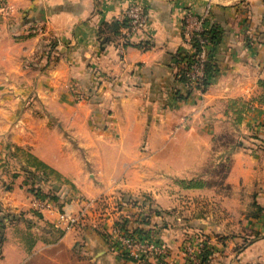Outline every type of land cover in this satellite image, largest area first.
<instances>
[{
	"label": "crops",
	"instance_id": "1",
	"mask_svg": "<svg viewBox=\"0 0 264 264\" xmlns=\"http://www.w3.org/2000/svg\"><path fill=\"white\" fill-rule=\"evenodd\" d=\"M135 4L146 25L114 33ZM4 7L0 264H137L121 258L103 230L56 228L57 210L32 208V186L72 213L79 199L147 195L161 214L148 235L169 251L165 264H186V241L212 251L208 264H264V0H4ZM188 15L216 32L208 48L215 68L203 91L178 99L185 88L175 80L177 54L193 52ZM221 162L224 175L211 182ZM214 204L228 212L213 219ZM126 210L119 217L135 219L138 212Z\"/></svg>",
	"mask_w": 264,
	"mask_h": 264
},
{
	"label": "built area",
	"instance_id": "2",
	"mask_svg": "<svg viewBox=\"0 0 264 264\" xmlns=\"http://www.w3.org/2000/svg\"><path fill=\"white\" fill-rule=\"evenodd\" d=\"M125 19L127 20V33L134 34L143 29L148 20L147 12L140 4H135L129 7L125 11ZM206 30L203 21L199 18H194V16L188 15L187 22L185 23L184 37L191 46L190 40L196 38L199 40V51L196 59L190 62L188 68L184 70V76L188 84L197 91H203L204 85L202 84V79L204 78V65L207 59V40L202 38L199 34ZM192 48V47H191ZM193 51V49H192ZM193 53V52H192ZM186 61L181 63L184 66ZM34 209L39 212L45 210H52L53 203L36 199L33 200ZM59 223L64 224L65 231H70L77 224V217H73L67 212L60 213ZM113 237L109 239L112 246L116 248L119 254H124L128 258L139 261L136 263H141L140 261H156V264H165V259L167 256V249L163 244L154 240L151 235H137L132 232L131 229L125 231L120 226L114 224ZM114 242H113V239ZM195 241H198L196 239ZM203 243L199 244H188L183 249V255L188 262L186 264H201V253H202Z\"/></svg>",
	"mask_w": 264,
	"mask_h": 264
},
{
	"label": "rangeland",
	"instance_id": "3",
	"mask_svg": "<svg viewBox=\"0 0 264 264\" xmlns=\"http://www.w3.org/2000/svg\"><path fill=\"white\" fill-rule=\"evenodd\" d=\"M4 8H5L4 7V0H0V13L1 14H3L5 12ZM33 30H31V31L33 32ZM193 90H195V89H193ZM199 92H201V91H199ZM14 166L15 165H13L12 168L14 169V172L15 171L17 172V170H19V169H17V167H14ZM224 167H225V163L223 164L222 162L220 163V166L218 164L217 165H215V164L213 165L212 170L210 172V175H211V178H212L210 180L211 182H217V181H219L220 178L223 177V175H224ZM212 180H214V181H212ZM184 182H186V183H184ZM184 182H183L184 185H191V181H184ZM192 184H193V181H192ZM217 189L222 194L225 193L222 188L218 187ZM49 196H50V194H49ZM137 196L138 197L132 196V195H128V194L125 195V194H119L118 193L116 195H112V197L104 195V196H99V197H96V198H93V199H90V200L79 199L78 202H77L79 207H78V210L75 213H72V212L68 211L67 209H65L63 207L58 209V207L55 206V203L52 200H50V199H40L38 197H36V198L34 197V200L40 199V200H46V201H49V202L53 203L52 209L53 210L55 209V210L58 211L57 219H56V221L54 223V226L56 228H58L59 230L63 231V233H67V231H65L64 224H60L59 223V216H60V213L67 212V213L71 214L73 217H75V216L77 217V224L70 231H74V230L78 229L79 227H81L82 224L83 225L84 224H89L91 226H94L96 229L98 228L101 231L103 230L102 232H104V234L103 233L102 234L104 236L110 237L111 234H112L111 236H113V229L115 227L114 224L119 226V223H120V220H121V218L119 217L120 216L119 214L124 213L125 211H127L126 209H128V208L129 209L130 208L131 209H135L138 212L135 218L139 217L141 219V218H144L146 215H148L151 218L155 217L152 214L153 210H155V209H152V205L149 202L150 199L148 198V196L147 195H143V194H140V195H137ZM136 200H138V201L135 202ZM33 202H32V208L34 209ZM133 202L134 203H138V204L133 206L132 205ZM208 204L210 205V203H208ZM223 209H225V207L222 206L221 204H214L212 206L213 219H215L217 217H221L223 215V213H225L227 211V209H225V210H223ZM34 210L36 212H39L36 209H34ZM243 213H245V211ZM127 218L131 222H133L132 221L133 220L132 217H127ZM107 225H109L108 226V231L111 234L106 232V230L104 229V228L107 227ZM143 227L145 228V226H143ZM108 234H109V236H108ZM196 234H198V233H196ZM198 235H200V234H198ZM250 235H252V234L250 233ZM250 235H247V236H250ZM151 236H152V234H151ZM203 240H205V239H203ZM243 241L246 242V238ZM187 242L188 241L183 242L185 244L181 245L182 249H184L185 246L188 245ZM245 242H241L240 244L243 245ZM168 254H169V251H168ZM57 256H58V258L59 257L63 258L62 253H60V254L58 253ZM186 261H187V259H186ZM129 262H139V261H129ZM165 262H166V259H165Z\"/></svg>",
	"mask_w": 264,
	"mask_h": 264
},
{
	"label": "trees",
	"instance_id": "4",
	"mask_svg": "<svg viewBox=\"0 0 264 264\" xmlns=\"http://www.w3.org/2000/svg\"><path fill=\"white\" fill-rule=\"evenodd\" d=\"M120 27H128V24H127V20L124 19L120 24L118 22H114V24L112 25V30L114 33L118 34V29ZM202 38H206L208 44H207V59H206V62H205V65H204V78L202 79V84L204 85V87H206L208 84H209V79H210V76L212 75V72H213V69L215 68V64H214V60L213 58L211 57V54L209 53L208 51V48L209 46L212 44H215L216 42V32H210V30H205L204 32L200 33L199 34ZM190 43H191V47L193 49V53L191 54H186L184 51H179L178 54H177V58H178V62L181 63L183 61H186L185 65L184 66H181L180 69L178 70V72L175 74V80L177 82H179L180 84H182V86H184L185 88V92L184 94H179L178 96V99H186L188 96L191 95L192 91H193V87H191L185 76H184V70H186L190 64V62L194 61L198 55V51H199V47H200V44H199V40L196 39V38H192L190 40ZM205 89V88H204ZM31 174V173H29ZM30 192L34 195V197H38L40 199H50L52 200L53 202L56 203V199L54 196H49V195H45L43 193H41L40 191V188H34L33 186L30 188ZM138 200H136L135 202H137ZM138 203H132V205H137ZM153 216H158V215H161L160 214V211H157V210H153L152 212ZM133 222L132 223L128 218H122L120 220V223H119V226L124 229L125 231H128L129 229L132 230V232L134 234H137L139 236L141 235H148L149 231V227L151 226V217H149L148 215H146L144 218H135L133 219ZM145 226V228L143 227ZM2 227V226H1ZM151 229V228H150ZM154 237V240L160 242L159 240H157L156 236H153ZM2 242V232H1V229H0V244ZM211 255H212V251L210 249H207L205 248L204 250H202V253H201V264H208V262L210 261L211 259ZM121 258H123L124 260L126 261H134L130 258H128L127 256H125L124 254L121 255ZM141 263H138V264H153L151 262H148V261H140ZM133 263H136V262H133Z\"/></svg>",
	"mask_w": 264,
	"mask_h": 264
}]
</instances>
